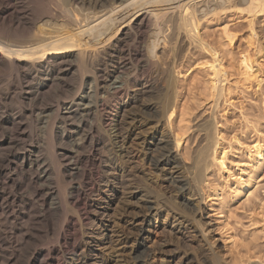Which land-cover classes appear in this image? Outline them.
<instances>
[{"label": "bare ground", "instance_id": "bare-ground-1", "mask_svg": "<svg viewBox=\"0 0 264 264\" xmlns=\"http://www.w3.org/2000/svg\"><path fill=\"white\" fill-rule=\"evenodd\" d=\"M232 1L111 0L105 4L103 0H0V78L14 77L18 83L29 79L25 87L15 86V95L24 97L22 94L27 95L34 89L35 95L26 98L32 103L41 99L38 95L45 90H72L66 92H71L72 96L65 97V93V99L56 100V97L55 102L40 106L43 111L35 112L37 122L44 124L43 130L38 126L43 133H38L37 128H29L33 118L24 119L26 111L30 117L34 116V105L23 106L27 104L22 105L23 98L21 105L16 106L21 101L18 98V103L13 106L9 102L10 95L1 91L0 264H15L22 255L20 251L28 244L19 264H67L66 255L71 256L72 264H88L87 254L96 253L97 247L91 243L79 245L82 234H86L82 229L87 226L98 231L103 227L117 196V209L122 213L118 224L124 246L116 264H234L220 255L212 235L206 234L207 227L200 221L203 207L192 205L185 195L187 191L199 193L202 189L199 185L211 165L228 176L231 173L226 163L227 152L219 146L221 136L215 125L216 113H212L211 119L203 118L195 123L192 133L188 129L182 131L183 126L173 131L176 125H172L171 116L177 117L181 109L175 83L177 74L173 76L176 64L163 65L166 78L162 79L164 92L158 97L160 109L143 111L154 120L167 119L169 131L173 133L171 138L158 134L142 138L135 132L126 131L120 123L114 134H120L126 141L127 146H121L122 154L108 147L112 141L106 130L112 108L128 97L127 84L130 83L137 94L142 93L140 87L144 88V93L153 87V82L140 77L139 69L131 67L143 56L148 58V64L158 67L159 58L154 50L156 47H152L153 42L150 49L127 45L128 40L134 42L149 33L150 38L153 34L151 40L155 46L159 43L164 46L172 39L176 43L184 37L189 44L209 54L212 77L208 87L214 96V104L218 103L224 94V82L229 77H226V67L219 57L221 52L203 41L198 25L209 13L229 9ZM252 1L261 8L257 3L261 0ZM248 21L250 23L251 19ZM180 47L169 48L173 59L176 56L179 59V53H184ZM113 54L118 61L99 63L100 57ZM88 65L92 68L90 72ZM250 66L246 64V67ZM70 78L74 79L71 88ZM51 108V113L47 111L49 114L43 115ZM118 111L120 116L126 114L124 105ZM184 112L186 116L187 110ZM101 125L103 135L99 129ZM136 139L139 141L133 143ZM258 140L248 148L253 151L251 165L264 155V141ZM247 166L237 164L240 172L233 191L240 193L247 186L244 181L246 170L250 169ZM24 188H30L31 194L28 195L26 189L27 195L22 192ZM172 192L176 193V198H172ZM215 194L218 195L217 191ZM152 212L164 213L165 218L160 222L155 218L154 223ZM146 233L151 250L143 237ZM103 234V230L100 231L99 235ZM48 238L54 243L50 239L47 242L50 244L46 245ZM129 240L132 244L128 249Z\"/></svg>", "mask_w": 264, "mask_h": 264}, {"label": "rangeland", "instance_id": "rangeland-1", "mask_svg": "<svg viewBox=\"0 0 264 264\" xmlns=\"http://www.w3.org/2000/svg\"><path fill=\"white\" fill-rule=\"evenodd\" d=\"M103 1L105 4H107L111 0H103ZM251 1L252 0H250L248 3H250ZM235 2L237 3L239 2V3L237 4ZM259 2L260 1H258L257 3L259 4V6L261 4V8L258 7L256 2L254 1H252L251 4H248L247 1H245L244 3V0H241V1L233 0L231 3L232 6L229 8L230 10L229 9H226L224 11L221 10L222 13L221 12L219 13L216 10V13H214L215 15L213 13H209V15H206L205 17L200 19L198 30H199L201 37L204 38V39L202 38L203 41L207 43L209 42V44L213 46L214 48L216 47L215 49L217 50V52L218 53L221 52L220 55L223 54L222 56L219 55V57H221L220 59L222 61L223 67H226L225 68L227 72L226 77L227 78L229 77L224 82V86H223L224 94L219 98L218 103L216 104H214V98H213L214 96L212 95V93H210L211 89L209 88L210 87L209 82L211 80L212 73H211V68H210V63H209L210 56L207 52L205 53L200 48L195 47L194 44H189L190 42L186 40L184 37L181 38L182 40L180 39L182 43L181 45H180V41L177 40L175 43V40L173 41L172 39V41L170 40L169 42L164 44V46L162 43H159L157 45L158 47L160 46L159 48L155 46L156 44H154V41H152L153 34H151V38L149 37L150 33L149 35L147 34L146 37L145 36L142 37L143 39L139 38V39H136L134 42L131 39L128 40L127 43L129 44L127 45L128 47H131V48L141 47V48L150 49V47L152 46L151 44L153 42L152 47L153 49L156 47L154 50L157 52V56L159 60H161L162 62L158 60V67H157L158 69L155 68L152 63H149L151 65L147 63L149 60L146 56H145L146 58L143 56V59L141 57V59L137 61L138 63L137 62L132 63L133 66L131 67L135 66L134 68L139 69L138 73L140 77L145 78L151 83L153 82V84L151 85L154 88L151 86L152 88H149L150 90L148 89L149 92L144 93V88L140 87V89H143L142 93L138 92L137 94V93H134V90H133L134 88L132 89V87H130L131 84L130 83L127 84L128 97H125L123 101L119 102L118 104H115V107L112 108V111H111V114H112L111 119L108 125L106 126L107 127L106 130L108 131L109 134H111L110 137L112 141V144L108 147L114 148L116 151L118 150L117 151L118 153L122 152L120 151L122 150L121 146L123 145L127 146L126 141L123 136H121L120 134L119 135L114 134L116 132L115 131L116 126L120 123L122 124V126H124L125 130L127 129L126 131L129 130V131L135 132L136 134H138L139 137L141 136L142 138H148L152 136L153 134L154 136H157L158 134L159 136H166V137L171 138L173 133L169 131L170 128L168 127L166 123L167 119L165 120L163 118V119L154 120V118H152L151 116H147L143 114V111L144 110L152 111L154 109L153 111L156 112L160 109L159 98L161 97L165 89L164 81L162 80L164 77L166 78L164 67H166L167 64L169 65V62L170 64L172 62H174V65L176 64L175 69L173 71V76L174 74H177L175 75V80H176L175 83L177 85V89L179 92L178 101L180 102L179 108L181 109L178 110L177 117L176 115L171 116L172 117L171 121L174 122V123L172 122V125L175 124L178 127L176 128V126L174 125L175 127L174 126L173 127L175 129L173 128L174 129L173 131L181 128L182 126L185 127L187 125L185 127V130L183 127H182L183 129L181 128V130L187 131L188 129V132L192 133L193 127H195L194 126L195 123L201 122L203 118L211 119V116H213L212 113H214V115L216 113V115L214 116L215 120L217 121V122L215 121L216 123L215 125L220 130V136H221L219 146L221 145L220 147L223 148L227 152L226 153L227 154L226 163H228V166H229L228 170H229V173H231L230 176H228L226 173H223L221 170H219L217 166L211 165L210 170L205 175L203 181L201 182V185H199L200 187H202V189L198 187V189L200 188L199 193L196 192L197 194H194L193 191H187L185 195L188 201L192 205L197 206L198 204L199 206H201V208L203 207V212H202L200 221L202 223V226L207 227L206 234L208 236L209 234L210 236L212 235L215 245L217 249H219L220 255L226 258L228 261H232V263L234 264H263L264 263V155L262 156L261 159H258L257 161H255L253 163L254 165L253 166L251 165L252 160H250L251 159L250 154L253 151L252 149L250 150L248 149L251 147L254 141H257L258 139H259L258 141H261V142L264 141V7H263L264 0H261L260 3ZM253 3H255L257 7ZM244 7H246V9ZM249 9L250 11L252 9V11L249 12L248 11ZM254 10H255L254 12L255 14H253ZM248 18L251 19L250 23L248 21L249 20ZM149 39L150 40L152 39V40L150 41ZM217 40H219V42ZM130 41H131V44H130ZM170 42L172 43L174 42L173 46H171L172 48L175 47L174 49H176L181 46L180 48H182V53L184 51L182 55L181 53H179L180 54L178 55L179 59L177 58V56L174 58L175 60L173 59V55L170 52V50L172 49H169L171 48L170 45H172V43ZM134 45L135 47H132ZM110 56L106 55V57L105 56L100 57L99 63H103V61L104 62L106 61L105 63H110L111 61H118L117 56H115L114 54ZM170 57L172 58L169 61L168 59H170ZM243 60H245V62H243ZM243 64H245V66ZM246 64L248 66L251 65L250 68L246 67ZM163 65L165 66L163 67ZM90 68H91L90 65H88V70H89L88 72L92 70V68L91 69ZM246 68H248V70ZM160 71H162L163 73ZM86 72L87 71H85V73ZM241 73L243 74L249 73V75L251 76L248 78L245 74L243 75ZM5 78L4 77L0 78V81L4 83L6 81L5 84L0 83V88H2L0 89V95H2V93H7L8 96L10 95L9 97L11 100H9V102L11 103V105L13 104V106H15L18 103L17 100L19 98V101L20 99L21 101L16 105V106H19V104L23 102V98H24L25 100L22 103V105L25 102H27V104L25 103L23 106L25 105L26 107H32V105L38 106V107L36 106V108L34 106L32 107L36 109L34 111L33 117L29 116V111H26L24 114L25 120H29V118L31 119L33 118L32 121H30L29 123L30 124L29 128L35 129V130L37 128L39 130V131L36 130L38 133H43L42 125L44 124L37 122L36 116H35L36 113H39V111H43L44 109L42 107L47 106V104H49L50 102H55L57 99L63 100L65 99V97H68V95L69 97L72 96L71 94L72 90H69V88L66 91H57L54 87L53 88L55 89L54 91H52V89H49V90H45L41 92L44 95L42 94H40L41 96L38 95V98H41V99H38L40 103L38 102V100H33V103H32V100H29L26 98L32 97L35 95L34 89H32L27 95L22 94L23 96L25 95L24 97H19L20 95H15V93L17 94L16 92L17 89L15 88V86L21 85L22 87H25L24 85H26L29 79H26V80L23 79L21 80V82H19L20 83L19 84L18 81L14 77L6 76ZM2 79L5 81H3ZM9 79H11L12 81ZM73 80H74L73 78H70L69 80L71 82V84L69 82L70 88L74 85ZM3 88L4 90L5 89L6 90L4 91ZM7 89H9L8 92H6ZM69 91H71L70 94H67ZM52 92L54 94L58 92L57 94L59 95L57 94L54 95ZM65 93L67 94V96ZM12 94H14L15 96ZM64 94H65V97L63 96ZM28 100L30 103L28 102ZM183 103L185 105V106L183 105L185 108L181 106ZM213 104L216 106H214ZM123 105H124V108L126 109V114L124 116L122 115L120 116L118 113L119 112L118 110H120V108L123 107ZM212 106H214L215 108ZM193 107L195 110H193ZM184 110H187L188 114H186V116L183 115L186 112L185 111L183 113ZM47 111L51 113L50 111H52V108L44 111L43 115L49 114ZM179 111H182L180 113L184 117L182 115H180L179 117L178 115L180 114ZM194 112L196 113V115ZM51 116L52 115H50V117ZM208 116L210 118H208ZM192 117L194 120L192 119ZM179 118H181V120ZM182 119L185 120L186 122L183 121ZM157 120L158 121L160 120V121L158 122ZM181 121L184 124L181 123ZM95 122H98V120L96 119ZM55 123L57 124L58 120H56ZM179 123L181 126L179 125ZM188 125L190 126L188 127ZM100 127H102V128H99L100 131L102 132L103 126L101 125ZM190 127L191 129L189 130ZM102 135H103V132H102ZM186 135H188V133ZM42 136L45 137L44 134ZM136 140H134L133 143H136L139 141L138 139ZM41 150L42 152L44 151L43 149ZM1 154L2 153L0 151V156ZM107 158L109 159V157ZM237 164L239 167H241L242 165L244 168H246L247 165H248L247 167H250V169L246 170V173L244 175V181L247 183L246 184L247 186L240 193H238V191H233L235 187V185L233 184H236V182L234 181H236V178L238 179L239 177L238 175L240 172L239 167H237ZM25 189H26V192H28V195H30L31 194V191L29 190L30 188L28 189L24 188L22 190V192H24L27 195V193L25 192ZM216 191L218 195L215 194ZM127 195L129 196L128 193ZM128 196L126 199H128ZM171 196L172 198H176V193L172 192ZM117 197L115 199V205L113 206L111 210V215L107 217L106 222L105 221L103 222V227H101L98 231L96 230L92 231L91 228H88L87 226L83 227L84 230L82 229V231H84L83 233H86V234H82L83 238L79 239L78 241L79 245L81 246V245L91 243L97 247L96 253L87 254L86 257L88 259V264H99V263L100 264L101 263L116 264V260L119 259L120 257V252L124 244L122 242L123 236L120 231L119 224H118L120 222V219L122 218V213L120 214L117 209V200H118ZM128 203H129V200L127 204ZM128 205H130V203ZM155 218L157 221L160 222L161 220L165 218V215L164 213H161V212L159 213L152 212L151 220H153L154 223H155ZM150 223H152V221H150ZM33 224L36 226L35 223ZM102 230L104 234L101 236L99 234H100V231ZM148 235L149 234L146 233L143 235V237L144 239H146V244L148 248H150L151 250V242L150 241L148 242V239H147ZM48 239L49 240L47 241L44 240L46 242V245L50 244V243L48 244L47 242L50 241L51 238H48ZM52 242L54 243L53 240ZM52 242L51 244H53ZM43 243L42 245H45ZM131 244H132V241L129 240L128 243L126 244V248L129 249ZM28 245H25V247ZM27 248L28 247L25 248L26 250L24 249L25 251L23 249L20 251L22 255L19 256V259L20 258L22 259L23 255H25ZM19 259H17L18 264L19 262H21V259L20 260ZM17 262L15 264H17ZM71 262H72L71 256L66 255V263L72 264Z\"/></svg>", "mask_w": 264, "mask_h": 264}]
</instances>
